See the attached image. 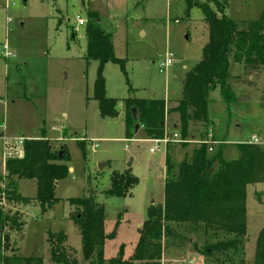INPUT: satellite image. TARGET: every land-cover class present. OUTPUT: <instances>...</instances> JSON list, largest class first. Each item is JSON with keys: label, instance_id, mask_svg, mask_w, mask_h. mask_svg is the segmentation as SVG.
<instances>
[{"label": "rangeland", "instance_id": "rangeland-1", "mask_svg": "<svg viewBox=\"0 0 264 264\" xmlns=\"http://www.w3.org/2000/svg\"><path fill=\"white\" fill-rule=\"evenodd\" d=\"M199 1L208 2L215 9L212 0ZM225 1L224 14L231 20L252 22L264 17V0ZM88 12L98 14L101 29L110 35L114 56L125 61L133 89V93L128 92L119 66L105 65L106 96L117 100L116 118H101L93 99L98 63L85 60V31L84 26L78 25V19L85 21ZM207 40L208 30L201 11L193 8L187 16L185 0H14L7 8L4 0H0V125L4 124L2 132L12 140L10 156L4 157L0 151V176L4 177V159L22 154L19 139L45 137L55 149L65 146L67 165L72 170L56 186L58 201L45 213L34 200L35 181L18 183V194L30 199L27 205L2 200V211L20 215L23 223L19 231H7L10 248L20 256L53 264L47 235L62 232L66 236L65 248L72 250L69 249V255L88 264L82 260L79 231L70 218L76 208L68 200L92 197L104 209V233L110 234L117 226L114 239L105 244L104 259L114 258L123 246V258L128 260L148 209L163 204L166 152L178 165L195 147L209 140L207 147L214 151L220 145L216 140L225 139L222 157L226 162L236 160V145L251 137L264 147V68L248 70L231 61L229 84L235 92L236 104L229 121L216 90L209 94L210 124L190 127L188 138L179 137V142L167 147L160 144L154 153L150 150L156 145L142 129L133 131L131 140L126 138L125 100H163L167 110L175 107L181 99L185 74L201 60ZM166 54L172 56V64L159 72ZM177 127V115H167L166 132H177ZM78 141L85 146V157ZM126 171L138 179L130 196L107 197L111 175ZM0 187H6L4 181ZM262 228L264 185H249L245 264L254 261L256 240ZM173 231L175 237L164 239L161 264L190 261L230 264L226 260L230 254L205 257L195 251H202L204 245L214 242L201 227L182 225ZM6 255L12 253L8 251ZM231 260L232 264L238 263L237 256Z\"/></svg>", "mask_w": 264, "mask_h": 264}, {"label": "trees", "instance_id": "trees-1", "mask_svg": "<svg viewBox=\"0 0 264 264\" xmlns=\"http://www.w3.org/2000/svg\"><path fill=\"white\" fill-rule=\"evenodd\" d=\"M185 2L186 15L193 8L199 9L207 26L208 40L202 48L201 60L185 74L181 99L175 107L167 110L163 100H125V134L128 140L133 138L135 125L144 131L149 140L170 136L173 132L166 133L165 130V118L169 114L178 117L177 132L180 138H188L190 127L210 124L209 94L216 90L229 121L231 109L236 104L235 92L229 84L230 63L253 71L264 68V17L258 21L237 22L224 14L225 0L222 3L212 0L215 9L208 2ZM84 31L85 60L98 63L93 99L98 104L101 118H116L117 100L106 96L103 70L108 63L119 66L125 76L128 92L133 93L125 61L114 56L110 35L101 29L96 12L86 14ZM132 110H135V119ZM216 141L220 145L212 154L207 146L200 145L178 165L166 152L163 204L148 209L147 219L138 230V241L128 260L123 258V246L119 247L114 258L104 259L105 243L114 239L117 226L110 234L104 233L103 207L96 204L92 197L68 200L69 205L76 208L70 218L79 231L82 260L88 264H161L164 239L175 237L174 227L187 225L201 227L203 233H209L214 239V242L204 245L202 251L195 250L200 256L230 254V258L226 259L230 264L233 263L232 256H237V264H245L246 190L249 185H264V147L247 142L238 144V158L226 162L222 157L226 141L224 138ZM77 143L85 157L83 142ZM68 160L65 146L55 149L45 137L24 140L22 157L7 158L4 162L5 173L4 177L0 176V184L4 181L6 187H0V202L7 200L27 205L30 199L18 194L17 183L22 180L35 181V202L42 213L51 210L58 201L55 198L56 185L69 175ZM137 184L138 179L130 171L113 173L105 195L125 198L130 196ZM22 226L20 215H10L0 208V264H43L42 259L20 256L9 247L7 231H19ZM47 243L53 264H82L69 255L70 248H65L66 236L62 232L49 233ZM8 251L12 253L11 256L6 255ZM252 264H264V228L258 234Z\"/></svg>", "mask_w": 264, "mask_h": 264}, {"label": "built area", "instance_id": "built-area-1", "mask_svg": "<svg viewBox=\"0 0 264 264\" xmlns=\"http://www.w3.org/2000/svg\"><path fill=\"white\" fill-rule=\"evenodd\" d=\"M13 1L14 0H4V2L6 3V8L12 4L13 5ZM12 2V3H11ZM78 25L79 26H84L85 25V21L78 19ZM172 64V56L170 54H166L165 55V59L164 61L159 65V72H164L166 71L170 65ZM4 129V124L0 125V142H2V148L0 149V151H2V156H6L9 155L10 156V151L12 150V146H10L12 140L9 138H6L2 132V130ZM167 133V132H166ZM179 134L178 132H174L172 133L170 136L165 135L163 139L161 140H151L156 146L150 150V153H154L159 147L158 145L162 144L165 147H167L168 145L172 144V143H176L179 142ZM210 138V137H209ZM24 140L23 139H19L18 140V144L19 146L22 147ZM211 140H209L208 142H205L204 145L208 146L210 145ZM247 143L249 144H253V145H259V141L255 138V137H251V139L249 141H247ZM215 144V143H213ZM15 145V144H14ZM203 145V144H200ZM213 149L212 147H208V152H212ZM6 159H4L5 162ZM2 203V201L0 202V204ZM193 261H190L188 263H182V264H193Z\"/></svg>", "mask_w": 264, "mask_h": 264}, {"label": "crops", "instance_id": "crops-1", "mask_svg": "<svg viewBox=\"0 0 264 264\" xmlns=\"http://www.w3.org/2000/svg\"><path fill=\"white\" fill-rule=\"evenodd\" d=\"M249 79H252V77L249 76ZM164 102H165V101H164ZM165 104H166V103H165ZM198 125H199V124H198ZM176 126H177V124H174V125H173V128L175 129ZM172 132H175V131H172ZM3 134H4L5 137H7V136L5 135V133H3ZM190 154H191V152H190ZM190 154L187 155V158L190 156ZM20 157H22V154L20 155ZM182 160H183V159H182ZM180 161H181V160H180ZM2 167H3V173H5V171H4V163H3ZM69 171L71 172L72 170L69 169ZM19 182H20V181H19ZM19 182H18V183H19ZM18 183H17V186H18ZM56 186H57V185H56ZM137 241H138V240H137ZM106 242H107V241H106ZM136 243H137V242H136ZM105 244H106V243H105ZM134 248H135V247H134ZM133 251H134V250H133ZM132 254H133V253H132Z\"/></svg>", "mask_w": 264, "mask_h": 264}, {"label": "water", "instance_id": "water-1", "mask_svg": "<svg viewBox=\"0 0 264 264\" xmlns=\"http://www.w3.org/2000/svg\"><path fill=\"white\" fill-rule=\"evenodd\" d=\"M132 115H133V117L135 119L136 118V116H135V110H132ZM138 129H139L138 125H135V133H137Z\"/></svg>", "mask_w": 264, "mask_h": 264}]
</instances>
